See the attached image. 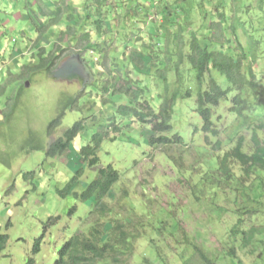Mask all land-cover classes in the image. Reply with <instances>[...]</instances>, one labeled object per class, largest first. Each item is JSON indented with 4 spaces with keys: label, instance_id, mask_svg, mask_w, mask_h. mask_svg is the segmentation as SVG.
<instances>
[{
    "label": "rangeland",
    "instance_id": "1",
    "mask_svg": "<svg viewBox=\"0 0 264 264\" xmlns=\"http://www.w3.org/2000/svg\"><path fill=\"white\" fill-rule=\"evenodd\" d=\"M42 1L49 8L55 6V0ZM94 1L71 0L70 3L83 15L98 11ZM244 1L177 0L175 10L179 11L181 19L175 26L172 24L173 30L183 25L189 33L196 32L207 37L209 32L205 29L215 19L217 9L228 16L229 11L234 14ZM248 1L253 3L256 0ZM38 2L31 0V7L42 20ZM170 3L172 0H107L101 7L102 13L109 10V14L104 16L107 31L104 39L108 42L107 49L112 50L105 61L107 68L104 70L107 73L104 74L98 67L99 55L96 52L90 49L79 52V49H74V44L68 48L67 55L63 53L64 59L61 57L53 71L34 75L24 84L23 90L15 83L0 94V231L8 237L5 250L0 253V264H24L27 257L34 259V264H50L51 257L66 239L65 229L70 227L76 228V232L83 231L79 217L87 214L88 207L79 208L80 204L75 202L77 212L68 216L65 213L73 202L59 199L55 191L63 188L81 167L80 149L90 144L92 135L97 132L104 140L98 150L100 163L85 170L86 182L95 176L99 168L108 164L116 168L120 177L109 194L114 208L110 219L118 217L124 220L131 213L139 217L145 227L144 235L136 241L134 253L127 264H185L187 259L198 253L194 245L214 257L216 264H264V233L256 234L247 246H243L241 241L242 231H249L252 227L264 230V194L246 205L236 198L237 189L240 191V188L247 189L257 184V180H252L253 176L247 178L248 184H224L223 181L214 184V192L208 189L197 203L191 196L193 184L201 183L204 178L207 181L215 174L216 153L212 151L215 143L221 142L220 151L224 154L226 148L236 147L240 137L244 138V145L250 140L245 124L238 121L240 129L233 127L235 120L229 113V103L224 102L213 109L216 116L222 117L217 138L201 132L199 128L194 132L193 129L185 131L184 128H177L184 132L186 141L180 147L150 148L147 140L152 133L147 127L130 122V118L121 120L126 126L121 135L114 132L111 125L104 129L97 126L109 115L107 107L110 102L102 103L107 99L119 102L121 84L130 88V96L139 95V88L143 89L146 85L143 81L131 84L123 81L125 74L122 71L126 63L115 65L121 62L118 61L119 52L114 50L140 48L148 55L140 60L152 58L153 48L147 50L144 45L155 43V37L153 39L151 35L157 34L158 30L167 32V26H162L164 21L158 12L161 4ZM135 6L137 14L132 16ZM8 13L17 24L4 29L0 23V73L3 69L15 74L25 64L38 63L42 49L45 50L42 53L44 56L53 47H60L59 36L65 30L64 23L49 27L40 38L32 33L29 17L20 5ZM96 39L97 36H92V43ZM66 42L68 40H63V44ZM74 53H79L81 58L76 60ZM257 68L261 73L257 77L264 80V61L259 62ZM150 73L155 75V69ZM65 74L68 75L66 78ZM131 75L137 79L136 71ZM8 78L0 82V86L9 81ZM105 86L107 93L101 92ZM114 87H117L116 90ZM93 88L98 90L96 94H91ZM149 88L151 92L144 95L148 97L155 93L156 98V87ZM261 88L264 89V86ZM78 96H82L78 109L66 111L60 117L59 128L49 132L48 127L60 115L63 102ZM259 96L260 93L256 95ZM13 104L16 105L11 108ZM79 120L85 124L86 130L70 143L62 155L48 158L45 150L30 149V144H42L47 149ZM191 121L192 116L184 109L180 124ZM113 137L115 139L111 140ZM235 169L238 173L240 167L236 165ZM81 189L79 187L78 191ZM176 207L178 209L173 215L171 209ZM239 219L243 224L233 233ZM38 238H42L39 252L33 254L32 248ZM192 264H197L196 260Z\"/></svg>",
    "mask_w": 264,
    "mask_h": 264
},
{
    "label": "trees",
    "instance_id": "2",
    "mask_svg": "<svg viewBox=\"0 0 264 264\" xmlns=\"http://www.w3.org/2000/svg\"><path fill=\"white\" fill-rule=\"evenodd\" d=\"M22 1L21 3V0H0V23L3 24V28L7 29L8 26L17 24L9 16L8 11L20 5L29 17L32 33L40 38H43L49 27L60 22L64 23L65 30L61 31L59 36V41L62 43L58 44L60 46L58 49L53 47L54 50L44 56L42 53L45 50L42 49L38 55L40 57L38 63L25 64L15 74L1 69L0 82L2 83L7 77L10 78L0 86V94L15 83L24 89V84L34 75L53 71L58 66V62L64 59L63 53L67 55L68 48L74 44H76L74 49H79V52L89 49L96 52L99 55L98 67L104 74L107 73L104 70L107 68L105 61L110 57L112 50L109 47L107 49L108 42L104 39L107 34L104 16L109 14V10H105L104 13L101 10L107 0H95L98 11L83 15L71 6V0H55L53 8L47 7L42 0H39L37 8L40 10L42 20L34 13L31 0ZM177 3V0H172L169 5L161 4L159 7L158 14L161 13L164 21L162 26H167V32L158 30L157 34L151 35V38L155 37V43L152 46L144 45L147 50L153 48L154 56L148 61L140 60L143 56H148L142 53L140 48L139 50L132 48L131 51L121 48L114 50L119 52L118 61L121 62L115 65L126 63L122 71L123 75L125 74L122 77L123 81L127 84L143 81L146 85L143 89L139 88V95L130 96V88L121 84L118 89L119 102L107 99L102 103L105 105L107 101L110 102V106L107 107L109 115L97 126L99 129H104L111 125L114 132L121 135L126 127L121 120L130 118V122H135L140 127H147L152 133L147 140L150 148L180 147L186 141L184 132L177 128H184L185 131L193 129L192 132L199 128L201 132L217 138L218 124L221 123L222 117L216 116L213 109L224 102L229 103V113L235 120L233 127L240 129L238 121L245 124L250 140L244 145V138L240 137L236 147L229 150L226 148L224 154L220 151L221 142L215 143L212 147V151L216 153L215 174H212L207 181L204 178L201 183L193 184L191 196L197 203L208 189L214 192L212 188L214 184H220L221 181L224 184L225 182L248 184L247 178L251 175L252 180H257V184L250 185L247 189L236 190V198L243 200V205H246L258 199L260 194H264V89L261 88L264 86V80L257 77L261 74L257 66L259 62L264 61V0H256L253 3L245 0L234 14L229 11L228 16L217 9L215 19L209 22L205 29L209 32L207 37L199 36L196 32L189 33L183 25L173 30L172 24L175 26L181 19L179 11L175 10ZM259 13L262 15L260 16ZM136 14L135 6L132 16ZM94 35L97 39L92 43L91 38ZM63 40L68 42L63 44ZM74 58L79 60L81 56L79 53H74ZM127 66L130 70H127ZM152 69H155V75L150 73ZM135 71L137 79L131 75ZM68 75L65 74L64 78ZM149 86L156 87V98L155 93H151L148 97L144 95L151 92ZM115 88L117 87H114V90ZM107 90L105 86L101 92L107 93ZM97 91L93 88L90 92L96 94ZM258 93L260 96L256 97ZM81 98L82 96H78L63 102L60 115L54 118L48 127L49 132L59 128L60 117L66 111L78 109V101ZM15 105L13 104L11 108ZM184 109L192 116L193 121L181 125L180 116ZM89 111H93L92 107ZM84 130L86 126L79 120L47 149H44L45 146L42 144H30L29 147L33 151L45 150L48 158H54L62 155ZM114 139L115 137L111 140ZM102 142L104 140L100 132L92 135L90 144L87 143L80 149L81 167L63 188H57L55 191L59 199L73 202L65 213L68 216L76 214L75 202L80 204L79 208L88 207V212L84 217H79L83 223V231L76 232V228L70 229V227L65 229L66 239L51 257L50 264H127L134 253L136 241L144 235V223L131 213L124 220L118 217L110 219L114 208L110 203L109 194L120 177L116 168L109 164L99 168L95 176L86 182L85 170L100 163L98 150ZM236 165L240 167L238 173L235 169ZM79 187H82L81 191H78ZM177 203L180 204V201ZM177 209L178 207L171 209V213L174 215ZM242 224L239 219L233 233ZM263 233L264 230L262 232L255 227L249 231H242L243 246L249 245L256 234ZM42 238L35 240L33 254L39 252ZM7 243V235L0 231V253L5 250ZM194 247L198 253L187 259L185 264H192L194 260L197 264H216L214 257L208 256L198 246L194 245ZM34 261L27 257L24 264H34Z\"/></svg>",
    "mask_w": 264,
    "mask_h": 264
}]
</instances>
